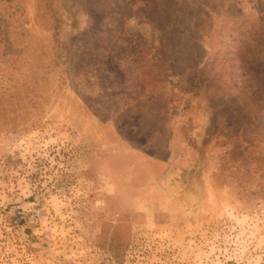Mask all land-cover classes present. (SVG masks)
<instances>
[{
	"label": "rangeland",
	"instance_id": "rangeland-1",
	"mask_svg": "<svg viewBox=\"0 0 264 264\" xmlns=\"http://www.w3.org/2000/svg\"><path fill=\"white\" fill-rule=\"evenodd\" d=\"M174 5L0 0V264H264V0Z\"/></svg>",
	"mask_w": 264,
	"mask_h": 264
},
{
	"label": "trees",
	"instance_id": "trees-1",
	"mask_svg": "<svg viewBox=\"0 0 264 264\" xmlns=\"http://www.w3.org/2000/svg\"><path fill=\"white\" fill-rule=\"evenodd\" d=\"M173 1H175L174 7H176V5L179 4V0H173ZM172 11L174 12V9ZM173 17H175V15H173ZM257 52H259V50L258 51H254L252 53L253 55H252L251 62L252 61H255L256 58H258V54L259 53L257 54ZM247 69L249 71H252L253 70L250 67H248ZM244 89H246V91H247L244 96H248L251 93V95L248 96L247 98L252 99V100H249V99L247 100V102H246V107L247 108L245 107L243 109L241 107V109L244 112L243 116H245V115H248L249 116L248 118H245L244 117L243 124L245 123V121L249 120V121H251L250 122L251 126L256 125L253 128L250 127L251 129L249 128L253 132V134H254V137H253V139L251 141L252 142L253 141H259V140H261V137L260 136L262 134H264V131H263L264 117L262 118L261 117V114H260V109L261 110H264V98H262V99H254V98H252V95H253L254 90L257 91V92L260 91V90H264V82H260V83L252 84V85L250 83H248V84L244 85ZM233 97H232V99H233ZM235 97H238V95H235ZM235 100H233V102H230V100H229V102L227 104H225V106H229V105H232L233 106L234 104H237V102ZM240 104H242V102L239 101L238 105H240ZM252 117H254V119H255L254 122H257L258 121V124H255L254 122H252V120H251ZM259 123H262V124H259Z\"/></svg>",
	"mask_w": 264,
	"mask_h": 264
}]
</instances>
